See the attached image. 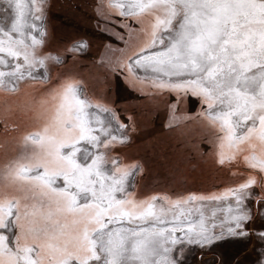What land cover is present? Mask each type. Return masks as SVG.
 I'll use <instances>...</instances> for the list:
<instances>
[{
  "label": "snow or ice",
  "instance_id": "1",
  "mask_svg": "<svg viewBox=\"0 0 264 264\" xmlns=\"http://www.w3.org/2000/svg\"><path fill=\"white\" fill-rule=\"evenodd\" d=\"M2 2L0 93L26 96L18 111L42 109L43 120L0 165V264H185L187 250L225 240L254 244L264 264V0H96L111 42L95 64L172 97L169 124L196 97L201 112L188 118L215 129L209 154L235 178L206 194L145 197L133 190L142 168L115 151L132 118L88 94L85 80L52 74L91 55L88 38L50 48L49 0ZM17 116L0 111L4 143Z\"/></svg>",
  "mask_w": 264,
  "mask_h": 264
},
{
  "label": "trees",
  "instance_id": "2",
  "mask_svg": "<svg viewBox=\"0 0 264 264\" xmlns=\"http://www.w3.org/2000/svg\"><path fill=\"white\" fill-rule=\"evenodd\" d=\"M53 15L51 18L50 12H47L50 48L62 46V43L79 37L70 31L66 30L67 32H65ZM75 29L76 27H70V30ZM98 40L97 46L91 44V55L76 61L69 60L63 67L53 68L52 74L61 77L64 74H72L85 80L90 95L101 97L105 104L115 108L120 115L132 118L131 140L128 145L119 149L121 150L119 153L126 161L139 162L141 165L142 171L136 186V195L162 193L166 186L163 187L162 184L165 182L171 188L189 184L196 190L204 191L209 188L215 189L216 185L220 183L224 185L234 179L225 169L214 162V158L207 150L209 146L207 145L206 148L203 146L205 142L207 143L210 131H215V129L207 125V122L201 123L195 119L168 127L166 105L170 102V97H154L151 93H141L123 77L117 78L105 73L95 64V60L102 53L105 44L103 37ZM24 91L31 93V86L26 87ZM23 99L26 98L23 97ZM22 100L13 102L6 94L0 93V111L7 108L10 111L18 112L17 119L25 120L26 113L19 112L17 107ZM10 101L11 104L8 107L7 103ZM181 109L180 107L179 110ZM36 115L39 116V120L34 119L30 123L31 126L23 131L24 134L33 129L35 122L43 120V110L37 108ZM28 125L29 123H24L23 127L26 128ZM189 126L192 127L189 128ZM0 139L3 140L4 137L0 135ZM9 140L14 143L12 138ZM3 149L5 151V147L1 145L0 155ZM248 260L250 261V258Z\"/></svg>",
  "mask_w": 264,
  "mask_h": 264
},
{
  "label": "rangeland",
  "instance_id": "3",
  "mask_svg": "<svg viewBox=\"0 0 264 264\" xmlns=\"http://www.w3.org/2000/svg\"><path fill=\"white\" fill-rule=\"evenodd\" d=\"M5 6L6 5L3 4L2 0H0V8H3ZM50 14H51V18H52L53 13L51 12ZM46 23H48V20L46 21ZM47 30H48V28H47ZM88 94H90L89 91H88ZM169 100L171 102L172 97H170ZM185 103H186V105H185ZM185 103L180 105V107L182 109L178 110V112H177V115L183 116L184 119H181L179 121L174 120L171 124H169V121H167V124L169 126L170 125L171 126H177L180 123H182L188 119V114L190 113V112H188V114H186L187 113L186 110L188 109V107H187L188 105L190 108H192L190 115L199 114L201 112L202 105L200 104V102L198 101V99L196 97H190L189 99H187L185 101ZM110 107H112V106H110ZM38 118H39V116L36 115L35 117L27 116L25 118V120H21V121H20V119H18L20 121V130L18 131V133L16 132V134L13 135V137H15V139H13L14 143L9 139H8L7 143H4V141H3L4 139L3 140L0 139V147H1V145H3L5 147V151L3 149V151L0 155V157L2 156L0 159L2 161V162L0 161V165L5 164L9 159L18 155L20 153V151L24 148V144H23V140H22L23 136H25L28 132H35V131H39L41 129L42 121L38 122V123L35 122L33 129L29 130L26 134H24V132H23L25 129H28L31 126L30 123H32L34 121V119L36 120ZM121 118L124 119L126 123L128 122L126 117H124L123 115H121ZM24 123H26V124L29 123V125L26 128H24L23 127ZM40 123H41V125H39ZM131 125H132V130H130L128 132L129 139L127 140V142L118 145L115 149L116 153H118L123 160H125V159H124L123 155L121 153H119V151H121L119 149H122L123 147L128 145V143L130 142L131 137H132L131 133L133 131V124L131 123ZM191 127L192 126H189V128H191ZM10 139H11V137H10ZM207 145L208 144L205 142V144L203 145L204 148H206ZM207 150H209V148ZM127 162H132V161H127ZM133 162H135V161H133ZM135 163L138 164L139 167L141 168V165L139 162H135ZM140 173L141 172H139V174L135 175V178H134V189L133 190H134L135 194H137L136 193V186L139 182ZM234 179L230 180V182L227 184L225 183L223 185V183H220V184L216 185L215 189L209 188V189L204 190V191L196 190L195 187H190L189 184H185V185H183L181 187H177V188H171V187H169V185L166 184L167 182H165L162 184L163 187L166 185L164 187V190L162 191V193H150V195H152V194H162V195L167 194L170 196H176V195L187 194L190 192L205 193L206 194V193L214 192L219 188L225 187L226 185L232 183L234 181ZM156 187L159 188V186H156ZM165 189H168V190H165ZM145 196H148V195L138 196V197H145ZM219 243L224 245V247L222 249L216 248L215 250H208L206 252H202L199 248L193 247L190 250H187L186 256H185V264H212L213 261H220V260H225V259L228 260L229 264H237L238 261H242V262H244V264H255V261L257 260V252L254 250V244L250 243V244H247V246L245 247V245L242 243H230L227 240L220 241ZM241 249H243V250H241ZM202 256H203V260H201ZM247 258H250L251 260L249 261Z\"/></svg>",
  "mask_w": 264,
  "mask_h": 264
},
{
  "label": "flooded vegetation",
  "instance_id": "4",
  "mask_svg": "<svg viewBox=\"0 0 264 264\" xmlns=\"http://www.w3.org/2000/svg\"><path fill=\"white\" fill-rule=\"evenodd\" d=\"M95 7L96 0H49L47 12H53L54 18L58 20L60 26L65 32L70 31V33L77 34L79 37L86 36L90 44H93L94 46H97L99 43L98 38L103 37L105 39V46L111 42V37L101 31V29L105 27L102 23L99 28L97 27L99 21L95 15ZM70 27H76V29L70 30ZM116 46L119 45L117 44ZM104 52L105 48L103 47L102 53ZM24 98L27 99V97ZM10 104L11 101L7 103V106L9 107ZM187 107L188 109L186 110V114H188V112L191 113L189 105ZM36 113L37 109L27 112L26 116H30V114H32L31 117H35ZM190 113L188 114V117L196 115H190ZM187 120H189V118ZM167 121H169V114L167 116L166 123ZM167 126L170 127L171 125L169 126L167 124Z\"/></svg>",
  "mask_w": 264,
  "mask_h": 264
},
{
  "label": "crops",
  "instance_id": "5",
  "mask_svg": "<svg viewBox=\"0 0 264 264\" xmlns=\"http://www.w3.org/2000/svg\"><path fill=\"white\" fill-rule=\"evenodd\" d=\"M122 77V76H121ZM191 111H192V108H191Z\"/></svg>",
  "mask_w": 264,
  "mask_h": 264
}]
</instances>
